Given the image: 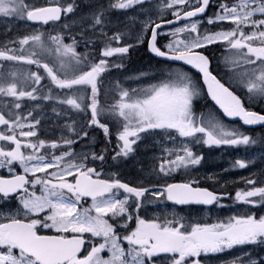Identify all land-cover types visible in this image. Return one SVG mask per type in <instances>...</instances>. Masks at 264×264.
<instances>
[{
	"label": "snow or ice",
	"instance_id": "snow-or-ice-1",
	"mask_svg": "<svg viewBox=\"0 0 264 264\" xmlns=\"http://www.w3.org/2000/svg\"><path fill=\"white\" fill-rule=\"evenodd\" d=\"M83 5L0 0V169L9 173L0 178V264H212L224 253L231 259L223 264H264V254H253L264 253V214L256 211L264 213V172L245 178L234 196L209 190L197 178L205 157L196 150L256 148L264 162V136L246 134L211 114L197 116L193 101L200 92L187 71H169L159 83L131 89L109 79L124 68L129 49L145 45L160 63L179 61L195 69L225 117L264 126V109L251 107L264 105V0ZM21 21L24 27L59 22L71 43L40 28L8 36ZM165 25L172 27L166 31ZM212 45L225 53V82L213 75L209 55L201 51H213ZM102 92L113 95L107 107L100 103ZM47 120L59 133L42 138ZM97 130L103 147L86 149L96 142ZM140 142L159 155L152 153L153 163L141 169L137 184L122 182L111 167L105 170L109 161L134 158ZM253 163L254 155L235 159L231 167ZM206 179L216 184V176ZM229 198L231 205L222 202ZM168 202L250 207L215 221L189 220L175 211L147 217L150 206ZM234 249L239 251L232 254Z\"/></svg>",
	"mask_w": 264,
	"mask_h": 264
},
{
	"label": "flooded vegetation",
	"instance_id": "flooded-vegetation-1",
	"mask_svg": "<svg viewBox=\"0 0 264 264\" xmlns=\"http://www.w3.org/2000/svg\"><path fill=\"white\" fill-rule=\"evenodd\" d=\"M246 106L248 105L246 104ZM218 148L219 149H216V151L221 152L222 147L221 148L218 147ZM239 151H242V150H239ZM222 152L224 153L223 150ZM256 153H260V151L253 150L250 152L251 155H256ZM260 164H264V162H262L261 159L256 161L255 167H253V169L251 170L249 169V170H241V171H236V170L225 171V169H219V170L214 171L215 174H212V175L216 176L217 178L216 184H224L225 185L224 188H219L212 181H209L206 179V176L212 173L211 171L198 170L197 178L200 179V185L203 187H208L209 190H215L218 192H224L225 190H227L232 196H234V191L236 189L245 187V184H244L245 178H248L253 173L259 176L261 172H264V168L262 169L257 168ZM147 166L149 165L146 164L143 168ZM140 177H141V169H137V172H136V182L137 183L139 182ZM176 182H180L179 174H176ZM222 202L227 205L232 204L231 198L226 199ZM246 207H250V206H243V205L236 204L233 207H226L224 209H217L215 208V206H212V207H209L211 208V210H209V208H206V207H200V206H195V205L182 207L179 205H173L171 204V202H168L167 204H157L154 206H150V209L154 208V211L151 210L152 217L154 215L161 214L162 212L175 211L179 216H183L186 219H188V216L191 212L192 213L195 212L198 215L199 213L201 215H206V212H210V215H214L216 219H225L227 216L235 214L236 209H241V208H246ZM256 211H257V214H264V213H261L259 209H257ZM245 247H249V246H245ZM238 251L239 249H234L232 254H235ZM258 253L264 254V253H260L259 249H256L253 254L255 255ZM229 259H231V255L229 253L220 254L218 257L212 258V264H223V261L229 260Z\"/></svg>",
	"mask_w": 264,
	"mask_h": 264
},
{
	"label": "rangeland",
	"instance_id": "rangeland-1",
	"mask_svg": "<svg viewBox=\"0 0 264 264\" xmlns=\"http://www.w3.org/2000/svg\"><path fill=\"white\" fill-rule=\"evenodd\" d=\"M78 1L79 0H77V2ZM32 2L37 3V4H44L45 3V0H32ZM99 2H102V3H105L106 4L107 3V0H100ZM81 4L83 5V0H81ZM24 23L25 22H23V21L18 22V24L13 27V32L8 33V36H12V35L22 36L25 33L31 32L33 30V28H40V30L42 31V27H39V26H36V25H31L30 27H24L23 26ZM4 40H5L4 29H3L2 26H0V42H3ZM24 66H26V65H22L20 67L22 68ZM162 69H164V68L162 67L161 70ZM169 71L175 72V71H187V70L184 69V68H182V67H180V66H175L174 65V66L170 67V70ZM141 72H144V71L142 69H138L137 70V76H139V74ZM189 75H191V73H189ZM221 76H223V73H221ZM121 79H123V77ZM155 79L156 78H151L150 80H146V79H144L143 76H140V78L137 79V84L134 81H132L133 82L132 84H134L132 86V88L146 87L150 83H153V84L154 83H158L159 81H155L154 82ZM193 80H194V82L196 84L197 89L200 90V86L198 85L197 80L195 78H193ZM28 103L29 104H32V103H35V102H28ZM46 104H47V102H45L44 111L46 112V114H47L48 117H52L54 114L51 111L48 112V110H51V109H47L46 108ZM41 129L42 130L39 132V134L41 135V137L42 138H50L54 134L51 130H55L56 128H53L52 127L51 120H47V121H42V128ZM55 134L58 135V132L55 133ZM140 143H141V147L137 150V153L134 154V158L133 157H129L126 160L124 166H128V165H130V166L137 165L138 166L141 163H144V160L145 159H148L149 162L152 164L153 163L152 153L153 152H156V154L159 155V150L158 149L153 148L150 144L147 147H145L144 144H143V142H140ZM235 148L238 149V148H241V147H235ZM138 151L147 153V156H144V155L139 154ZM246 156H249V155H241V157H246ZM257 156H261V155L260 154H257ZM216 167L217 166H213V167H211L209 169L214 170V169H217ZM120 168L121 167H112L111 168V171H114V172L118 173L119 172L118 170H120ZM206 168L207 167H204L203 164L201 163V166H199L198 169H206ZM245 169H247V168H245ZM16 172H17V169H16ZM130 174H131V176H130V178H128V181L129 182H134L135 181V178H134L135 169L134 170H130ZM211 174H215L214 171H212ZM0 177H9L8 170L7 169H0ZM69 179H71V177H69ZM39 194H40V192H39V186H37V195H39ZM209 214H210V212H209ZM148 218H150V217H148ZM207 219L210 220V219H212V217H210V219L208 217ZM212 221H214V220H212ZM102 255H103V253H102Z\"/></svg>",
	"mask_w": 264,
	"mask_h": 264
},
{
	"label": "trees",
	"instance_id": "trees-1",
	"mask_svg": "<svg viewBox=\"0 0 264 264\" xmlns=\"http://www.w3.org/2000/svg\"><path fill=\"white\" fill-rule=\"evenodd\" d=\"M160 0H154L153 3H159ZM211 12V9L209 10V14ZM167 18H170V17H167ZM201 27H203V25H201ZM212 27H215V26H212ZM44 33H45V36H47L49 33H51L52 35H56L57 33H60L63 37H64V43L68 44V43H71V40L69 39L68 35L66 34V32L62 29H58L56 26H50V27H47L44 29ZM165 42H167L165 40ZM211 49L213 51L211 52H208L206 50H203L205 51L212 63H213V66H212V71L214 72V74H216L218 71H217V68L214 66V63L218 62L220 58L221 60L223 59V56L225 55L223 49L219 46V45H216V46H213L211 47ZM77 52H83L84 49L82 46H77ZM221 55V56H219ZM134 57H135V53H134V49L131 50L130 52V58H131V62L130 64H132V66H134ZM153 59L150 57V55L148 54V52L146 51V46L145 45H140L137 47V61L135 62V64L137 65V67H146V66H150L153 64ZM128 65V64H127ZM25 68H28V66H26ZM32 70H34L33 68H31ZM158 70V69H157ZM41 73V72H40ZM160 74V72H158ZM42 74V73H41ZM152 75V73H149ZM196 80L199 82V86L202 87V85L200 84V79L198 76H195ZM222 82H225L224 78L222 79ZM42 84L45 83L44 80L41 81ZM104 95L105 94H101L99 99H100V103L102 106H105L107 105V103L105 102L104 100ZM113 103V102H111ZM258 111H260L261 109L260 108H257ZM259 129H263V127L259 128ZM90 133H91V129L88 130ZM95 137H96V142L93 143V144H88V145H85V148H90L92 150H95V151H99L102 147H103V143H102V134L100 133L99 130L96 131V133L94 134ZM114 139V137H113ZM73 147L76 149V151H80L81 150V144H76V145H73ZM43 151V150H42ZM207 151V150H206ZM205 152V150H204ZM229 162L233 163L234 160L229 158L228 159ZM126 160L122 161V163L120 164H114L113 162L109 161V164H106L105 165V169H108L109 167H114V166H123L125 164ZM208 161L207 160H203L202 161V164H206ZM125 170H129V169H125ZM125 170H121L119 171V173H117V177L116 178H121L123 176H125L124 174H126L127 171ZM125 171V172H123ZM127 175V174H126Z\"/></svg>",
	"mask_w": 264,
	"mask_h": 264
},
{
	"label": "water",
	"instance_id": "water-1",
	"mask_svg": "<svg viewBox=\"0 0 264 264\" xmlns=\"http://www.w3.org/2000/svg\"><path fill=\"white\" fill-rule=\"evenodd\" d=\"M58 23V22H57ZM180 23H183L182 21L180 22ZM165 28H169V27H172V26H170V25H165L164 26ZM151 54V53H150ZM151 56H152V54H151ZM153 58H155L156 60H161V58H156V57H153ZM168 63H172V64H177V65H181V66H183V67H185V68H187V69H189V70H191V71H193V72H195L196 74H199L195 69H192L190 66H188V65H183L182 64V62H179V61H168ZM210 68H211V64H210ZM200 75V74H199ZM201 76V75H200ZM202 78V77H201ZM202 83H203V85H204V87H205V89H206V91H207V85H205L204 84V82H203V78H202ZM209 98H210V100L212 101V103L217 107V109L223 114V111L219 108V106L215 103V101H213L212 99H211V97L209 96ZM225 117V116H224ZM228 121H230V122H237V121H240L239 120V118H228V117H225ZM242 122V121H241ZM244 126H248V125H244ZM257 126H260V125H254L253 127H257Z\"/></svg>",
	"mask_w": 264,
	"mask_h": 264
},
{
	"label": "bare ground",
	"instance_id": "bare-ground-1",
	"mask_svg": "<svg viewBox=\"0 0 264 264\" xmlns=\"http://www.w3.org/2000/svg\"><path fill=\"white\" fill-rule=\"evenodd\" d=\"M100 1V0H99ZM84 7V5H82V8ZM86 10V9H85ZM137 61V53L135 54V57H134V64H135V62ZM154 62H153V66L156 68V69H158L159 67H160V65H159V63L158 62H156L155 60H153ZM144 156H147V153H145L144 152ZM112 168V167H111ZM258 169H262V168H264V164H260L258 167H257Z\"/></svg>",
	"mask_w": 264,
	"mask_h": 264
}]
</instances>
